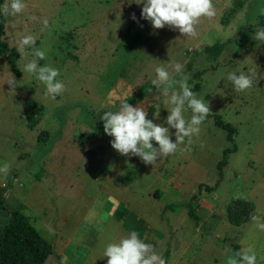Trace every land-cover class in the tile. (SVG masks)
<instances>
[{"label":"rangeland","instance_id":"1","mask_svg":"<svg viewBox=\"0 0 264 264\" xmlns=\"http://www.w3.org/2000/svg\"><path fill=\"white\" fill-rule=\"evenodd\" d=\"M24 3L22 13L4 14L6 42L16 47L22 35L30 34L34 44L17 61L20 76L0 56V165H8L7 175H0L6 199L0 229L12 220L10 212L19 210L54 246L45 264H106L107 257H99L104 245L141 228V217L151 221L154 234H165L160 242L152 235L150 242L164 259L171 234L182 232L188 240L193 237L190 252L201 248L194 264H228L248 248L257 253L256 264H264V232L254 228L252 219L232 224L225 210L231 201L244 199L252 204L253 216L260 214L264 221V43L252 39L255 29L264 26L257 14L264 0H213L216 14L200 18L195 36L167 25L152 28L140 16V6L124 0ZM216 42H226L220 53L204 52ZM32 49L44 51L38 64L56 68L65 85L54 99L22 71L34 58ZM175 62L183 65L191 90L208 104L199 132L185 142L187 147L181 144L152 164L120 155L111 148L100 115L147 83V96L132 105L143 108L148 118L159 111L154 122L163 123L167 110L157 99L163 94L151 79L157 65ZM237 69L252 76V86L243 92L224 79ZM31 103L42 107L34 128L25 114ZM216 116L236 126L233 143ZM232 146L228 164L219 170L225 149ZM201 183L213 190L195 199ZM187 203L196 217L211 218L202 225L203 236L195 232ZM181 223L184 231L176 230Z\"/></svg>","mask_w":264,"mask_h":264},{"label":"clouds","instance_id":"2","mask_svg":"<svg viewBox=\"0 0 264 264\" xmlns=\"http://www.w3.org/2000/svg\"><path fill=\"white\" fill-rule=\"evenodd\" d=\"M128 4L135 3L140 6V16L150 22L152 28L158 29L169 26L185 36H195L194 25L200 18H211L215 12L213 0H124ZM25 8L24 0H9L0 7V14L16 15ZM258 15L264 16V7L258 10ZM135 20V14H132ZM47 27V21L42 22V28ZM257 44L264 43V26L257 27L252 34ZM34 38L32 35H22L17 44L16 51L25 56V48H32ZM34 58L27 60L23 65V72L34 77L42 83L45 94L49 99L62 94L65 85L57 79L59 72L47 64H38V60L45 56L44 51L32 49ZM183 65L179 62L170 65H157L154 68V78L151 85L163 94L157 97L159 103L167 110L163 123L154 122L158 112L148 113L139 107L128 103V99H119L115 110L103 111L99 119L103 122V131L111 137L109 143L120 155L137 156L145 164H152L158 157H166L174 153L178 146L190 143L192 136L200 130V125L209 112L208 104L191 90L183 74ZM179 76L174 79L173 76ZM224 79L229 81L236 92H243L252 86V76L237 69L228 71ZM10 87L14 84L7 81ZM113 103V101H109ZM190 113L186 119L185 116ZM170 129L174 130L170 133ZM170 135L174 137L170 139ZM155 142V146L153 144ZM8 165H0V175H7ZM254 228L264 232V221L261 216L251 217ZM51 232L52 229L50 228ZM100 258L107 257L106 264H165L161 253L154 250L152 243H147L138 236L136 230H129L126 236L118 241L108 242L104 245ZM236 258H229L228 264H256L257 253L251 249L237 251ZM94 262V261H93Z\"/></svg>","mask_w":264,"mask_h":264},{"label":"trees","instance_id":"3","mask_svg":"<svg viewBox=\"0 0 264 264\" xmlns=\"http://www.w3.org/2000/svg\"><path fill=\"white\" fill-rule=\"evenodd\" d=\"M5 0H0V7H2ZM261 25H264V16H261ZM6 34V19L4 14H0V56H6L9 60L12 70L20 76V71L17 67V61L20 55L16 51V47H11L5 40ZM231 42V41H229ZM228 44V43H227ZM226 46V42H216L212 45H206L204 52L210 55L220 53ZM200 73V72H199ZM197 76V74H196ZM149 84H142L139 90L128 97V103L137 104L144 99L149 91ZM200 88V84L196 83L195 90ZM42 107H38L31 103L26 109L25 114L28 119V126L34 128L40 121L39 112ZM216 124L227 132V139L233 143L235 133L237 132L236 126L229 122H225L220 116L215 117ZM47 132L41 134V137L47 135ZM236 147H228L224 151L223 158L218 164L219 170H222L228 164L229 154L235 151ZM213 187L200 184L194 192L193 197L198 198L203 191H212ZM6 207V199L0 189V213ZM186 207L189 208L190 216L196 219L195 209L192 204L187 203ZM119 209V208H118ZM228 220L235 225H241L251 220L253 216V206L251 203L244 199L233 200L225 207ZM10 213L13 214L12 220L0 229V264H45L48 257L53 253L54 246L48 241L31 223L29 216L23 215L21 211L14 210ZM124 213H121L123 218ZM166 258V255H164Z\"/></svg>","mask_w":264,"mask_h":264},{"label":"crops","instance_id":"4","mask_svg":"<svg viewBox=\"0 0 264 264\" xmlns=\"http://www.w3.org/2000/svg\"><path fill=\"white\" fill-rule=\"evenodd\" d=\"M3 184V183H2ZM200 205V204H199ZM208 206V205H207ZM203 207V206H201ZM209 208V206H208ZM211 209V208H209ZM210 216H197L196 219H192L193 226L195 228L196 234H203L202 232V225H204L206 222L210 220ZM142 222L141 228L134 229L137 231L138 236L143 239L145 242L150 243L152 242V235L154 236V241L160 242L162 241V237L165 236L163 233H157L154 234L152 231V224L151 221L142 219L141 217L138 218V221ZM208 220V221H207ZM122 223V222H121ZM184 223H181L179 228L176 227V230L184 231L183 226ZM188 234L187 233H182L177 236L175 235V232L171 234V242L168 243V246L166 247L164 253L166 254L165 264H194L195 261L199 260V251L201 248H197L196 251L190 252V249L192 247L191 241L193 239L190 238L189 240L187 239ZM203 236V235H202ZM175 238H179V240L173 241ZM189 238V237H188ZM205 238V237H204ZM208 241H210L209 238H206ZM201 240V239H200ZM190 241V242H189ZM224 251V250H222ZM187 254H192L190 255L191 257H188ZM197 255V256H195Z\"/></svg>","mask_w":264,"mask_h":264}]
</instances>
